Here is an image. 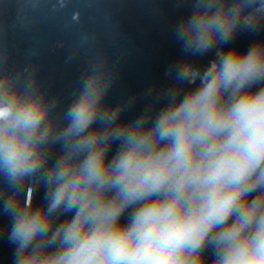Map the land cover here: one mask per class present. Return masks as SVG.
Masks as SVG:
<instances>
[{
  "label": "clouds",
  "instance_id": "obj_1",
  "mask_svg": "<svg viewBox=\"0 0 264 264\" xmlns=\"http://www.w3.org/2000/svg\"><path fill=\"white\" fill-rule=\"evenodd\" d=\"M239 11L193 17L189 44L210 49L216 34H232ZM182 77L200 85L150 125L117 128V111L99 115L97 80L85 82L55 138L67 151L41 177L47 208H33L27 187L15 213L21 252L40 237L16 264H264V87L249 86L264 77V46L217 51L203 75L187 64ZM47 114L39 98L0 81V172L17 193L46 162ZM98 119L107 127L93 128Z\"/></svg>",
  "mask_w": 264,
  "mask_h": 264
},
{
  "label": "water",
  "instance_id": "obj_2",
  "mask_svg": "<svg viewBox=\"0 0 264 264\" xmlns=\"http://www.w3.org/2000/svg\"><path fill=\"white\" fill-rule=\"evenodd\" d=\"M261 3L264 0H0V81L21 98H39L48 108L45 124L52 125L39 149L46 162L18 185L24 191L17 193V186L0 172V264H16L40 241L37 237L25 252L19 250L11 237L15 213L25 211L27 187L34 189L33 208H47L41 177L67 151L65 142L55 138L67 127L65 113L81 96L85 82L95 78L103 89L100 116L118 112L113 128L142 118L150 125L200 85L199 77L194 84L182 77L185 65L203 75L217 60V51L237 48L246 53L264 46V11H256ZM237 8L231 35L216 34L206 51L189 44L193 33L185 29L193 17ZM249 86L264 87V77ZM92 127L107 125L98 119ZM14 196V213H6L5 202ZM205 254L214 258L211 246Z\"/></svg>",
  "mask_w": 264,
  "mask_h": 264
}]
</instances>
